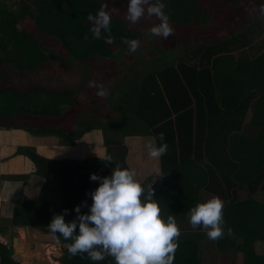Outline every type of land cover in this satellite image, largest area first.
<instances>
[{"label":"trees","instance_id":"1","mask_svg":"<svg viewBox=\"0 0 264 264\" xmlns=\"http://www.w3.org/2000/svg\"><path fill=\"white\" fill-rule=\"evenodd\" d=\"M253 1L162 0L174 30L171 48L162 52L163 43L135 31L126 18L128 8L110 9L108 0H0V81L11 73L37 75L51 62L81 67V77L90 79L95 76L96 60L118 64L115 61L123 56L122 50H129L122 42L125 38L155 49L147 58L130 60L128 69L115 72L119 82L115 79L107 90L103 108L108 106L117 115L98 121L93 114L84 113L76 120V130L59 126L36 129L25 123L2 126L8 119L38 122L44 118L47 122V118L64 116L62 112H74L76 88L55 90L47 83L22 91L0 87V129L54 134L73 145L84 134L106 125L109 129L102 133L107 155L113 159L52 160L34 148L19 147L16 155L32 161L34 174L43 182L36 198L15 204L0 232L8 225L51 232L47 226L54 215L68 209L65 220L71 222L77 216L76 206L85 201L87 207L81 212L89 213L93 203L89 193L100 186L90 176H111L116 165L128 168L125 138L151 136L157 146L168 145L160 157L163 177L152 188L162 215L174 216L181 229L174 264H204L200 254L204 230L201 226L193 229L189 216L193 207L206 202L204 193L224 202L225 235L213 241L218 252L231 255L232 264H264V254L257 252L264 245V9L258 13L262 16L245 19L239 14L225 26L226 16L247 9ZM102 7L111 13L110 44L105 42L108 33L103 30L101 39L93 38V24L88 20L89 14L95 16ZM154 17L150 22L160 21ZM26 20L34 23L39 34L27 28ZM216 27L221 31H215ZM204 32L207 36L199 35ZM41 38L52 40L68 56L44 47ZM146 62H152L151 69L133 78L130 69ZM160 133L165 134L163 141ZM25 178L0 175V181ZM152 180L148 177L142 183L145 196ZM238 189H246L248 197L240 200ZM56 235L62 245L61 264H115L111 256L99 262L86 254L72 256L67 245L73 241ZM12 253L11 245L0 242V264H21Z\"/></svg>","mask_w":264,"mask_h":264},{"label":"clouds","instance_id":"2","mask_svg":"<svg viewBox=\"0 0 264 264\" xmlns=\"http://www.w3.org/2000/svg\"><path fill=\"white\" fill-rule=\"evenodd\" d=\"M164 9L162 0H130L126 18L136 24L145 15L148 18L155 16L160 23L151 27L149 34L167 39L174 30ZM88 20L93 24L91 31L94 39H101L103 30L108 33L105 42H113L111 13L105 7L95 16L89 14ZM122 42L133 53L139 47V41L135 39L125 38ZM89 87L98 88L96 94L99 97L108 95L104 85L96 81H90ZM159 139L163 141L165 134L160 133ZM146 147L149 157L153 159H159L168 150L167 143L157 146L154 141H149ZM100 158L113 161L110 155ZM156 175H160L159 172ZM90 179L100 181V186L89 193L93 201L90 212H81L82 207H87L85 201L76 206L77 216L71 222L65 220V214L69 211L65 209V214L54 215L47 226L52 233L63 236L66 241H73L67 245L68 252L72 256L86 254L95 262L111 256L115 264H174L181 229L174 216L165 218L162 215V209L154 198L153 183L148 186L145 196V188L137 179L135 169L121 168L119 165H116L111 176L100 177L93 173ZM223 209L224 202L218 196L197 204L189 213L192 228L202 226L208 239H221L225 235ZM231 231L228 228L227 234L231 235Z\"/></svg>","mask_w":264,"mask_h":264},{"label":"rangeland","instance_id":"3","mask_svg":"<svg viewBox=\"0 0 264 264\" xmlns=\"http://www.w3.org/2000/svg\"><path fill=\"white\" fill-rule=\"evenodd\" d=\"M14 1V0H11ZM110 9L113 10H120L122 7L128 8V5L130 3V0H108ZM123 2V3H122ZM260 9H264V0H257L253 1L250 7L247 9H244L242 11H236L237 14H233L232 16H226L225 18V26L229 27L232 23V18L237 19L239 14H242V16L247 18H252L254 16L259 17L262 16L260 13ZM126 13L127 10L125 9ZM157 19L156 17H154ZM151 18H148L147 15L145 17L141 18V20L136 23L132 24L136 32H141L145 35L149 34V30L151 27L157 25L159 22H150ZM27 28L30 29L33 32L38 33V29L34 25V23L30 20L25 21ZM222 27V26H221ZM225 27V28H226ZM223 28V27H222ZM224 29V28H223ZM215 31H221V28L216 27ZM174 34V32H173ZM205 35L207 36L208 33H199V35ZM173 36V35H172ZM151 40H154L155 42L163 43L162 45V52L168 51L171 48V35L165 39L162 36H154L150 35ZM174 37V36H173ZM41 43L44 47L50 48V50L54 51L55 53L61 54L63 57H67L68 54L65 50L61 49L59 46H54V42L52 40H45L41 38ZM147 45V44H146ZM143 42H140L138 49L136 52H130L129 50L125 51L122 50L123 56L119 57L117 61H115L118 64H113V61L107 62L103 60H96L93 64V68L95 70V76L89 78H82L80 72L82 71L81 67H76L75 69L69 65V63L66 62H51L48 65H45L42 67L41 70H39V73L37 75H28V74H16L11 73L10 77H8L6 80L0 81V87L8 86L12 88H16L17 90H25L27 86L35 87L40 86L47 83L46 86L52 87V89L60 90L68 87L76 88V96L78 98L77 107L74 110V112H62L63 115L68 116L67 118L57 116L54 118H47V122L44 120V118L37 121H28L23 118H15V119H8L2 122V126L11 125V124H23L25 123L26 126L36 128V129H43V128H53L54 126H61L63 121H68V125L72 124V121L75 122V119L81 118V116L84 113L93 114V116L96 117L98 121H100V118H113L117 114L112 111L111 108L105 107V97H99L96 93L98 92V88H92L89 87L90 81H96L97 84H103L104 88L106 90L109 89V87L116 82H119V74H115V72L119 71L121 72L123 69H128L127 63L134 59L138 58V61L140 58H147L151 54H154L152 51V47L149 46L146 47ZM149 49V50H147ZM156 52L162 53L160 50H156ZM152 63V62H150ZM148 64V62L144 63L143 66L133 67L130 69L131 74L133 75V78H135L134 74L138 77L139 75H143V73L149 69H151L149 66L151 64ZM118 69H117V67ZM116 75V78L115 76ZM131 78V75H129ZM136 77V78H137ZM132 78V79H133ZM50 81V83H49ZM66 88V89H67ZM116 94V92H115ZM102 105V106H101ZM89 106V107H87ZM101 106V107H99ZM69 110L68 107H64ZM73 116V119L70 118ZM75 116V117H74ZM65 118V119H64ZM103 120V119H102ZM105 120V119H104ZM108 120V119H106ZM109 121V120H108ZM57 123V124H54ZM67 125V122L64 123ZM77 124L75 123L73 125L72 130L77 129ZM109 129L108 126L103 125L100 126V131H103V129ZM60 138L59 136L57 137ZM125 144L131 145V140H124ZM131 161L127 163L128 168L135 169L137 173V179H139V172L137 170V161L139 157L138 152L130 153ZM153 174V173H152ZM152 176V175H151ZM157 178H154L152 182H154ZM159 180V179H158ZM151 182V184H152ZM156 182V181H155ZM204 193V192H203ZM248 191L246 189H238V198L240 200L248 197ZM204 200L207 201L214 197L213 195L204 193ZM201 229L203 230L202 226ZM204 233V238L200 242V254L202 258H204V264H232L231 255H222L218 252V250L215 247V243H213L212 240L208 239L205 230L202 231ZM18 234V233H17ZM21 232L19 233L20 237V249L19 248H13L12 258L16 261L20 262L21 264H61L58 259L62 255V245L59 243L57 239V235L48 232L47 234L41 236L39 233L34 234L33 236L29 233L28 236H20ZM40 236V237H39ZM17 238V237H16ZM9 239V238H8ZM5 241V242H4ZM0 238V242H2L5 245H11L12 246V239L4 240ZM257 252L260 254H264V245L257 247Z\"/></svg>","mask_w":264,"mask_h":264},{"label":"crops","instance_id":"4","mask_svg":"<svg viewBox=\"0 0 264 264\" xmlns=\"http://www.w3.org/2000/svg\"><path fill=\"white\" fill-rule=\"evenodd\" d=\"M62 117L67 118L68 116L64 115ZM70 118L73 119V116ZM76 120L77 119H75V122L72 121L71 125H68V121H63L59 127L63 128L65 131H71ZM65 122H67V125L64 124ZM52 129H56L55 126ZM57 137L58 136L54 134L34 135L20 129H0V175H22L26 177L24 180L21 179L20 181H0V227L3 225L2 223L5 219L11 217L13 208L17 202H22L26 198H36L43 182L41 178L34 174L35 167L32 161L23 155H16V151L19 147L34 148L39 155L52 160L101 159L100 157L107 155L105 138L102 131L99 129L84 134L73 145H68L64 143V139H58ZM125 139L131 140V145L125 144L128 151L126 164L131 161L129 157L130 153L138 152L139 157L138 160H136V168L139 172V179H141L143 183L148 177H153V179L157 178L155 180L156 182H152L156 184L163 177L160 167V158H150L146 147L149 141L155 142V139L151 136H130ZM157 172H159L160 175H156ZM20 232L21 237L24 235L28 236L27 233L32 236L39 233L42 238L43 235L47 234L26 227L12 228L8 225L4 233L0 232V238L3 239V241H7L17 237L18 241H20V237L18 236Z\"/></svg>","mask_w":264,"mask_h":264},{"label":"water","instance_id":"5","mask_svg":"<svg viewBox=\"0 0 264 264\" xmlns=\"http://www.w3.org/2000/svg\"><path fill=\"white\" fill-rule=\"evenodd\" d=\"M18 246V239L16 238V237H14L13 239H12V247L13 248H16Z\"/></svg>","mask_w":264,"mask_h":264},{"label":"bare ground","instance_id":"6","mask_svg":"<svg viewBox=\"0 0 264 264\" xmlns=\"http://www.w3.org/2000/svg\"><path fill=\"white\" fill-rule=\"evenodd\" d=\"M18 245H19V241H18Z\"/></svg>","mask_w":264,"mask_h":264},{"label":"built area","instance_id":"7","mask_svg":"<svg viewBox=\"0 0 264 264\" xmlns=\"http://www.w3.org/2000/svg\"><path fill=\"white\" fill-rule=\"evenodd\" d=\"M152 185H154V183Z\"/></svg>","mask_w":264,"mask_h":264}]
</instances>
